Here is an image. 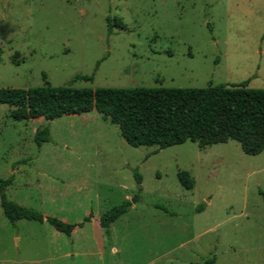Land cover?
Returning <instances> with one entry per match:
<instances>
[{
    "label": "rangeland",
    "instance_id": "1",
    "mask_svg": "<svg viewBox=\"0 0 264 264\" xmlns=\"http://www.w3.org/2000/svg\"><path fill=\"white\" fill-rule=\"evenodd\" d=\"M78 74L92 78L73 81ZM244 81L264 89V0H0V87ZM10 111L0 104L10 200L73 223L128 196L132 204L110 236L89 224L72 237L47 221L12 224L0 195V264H264V149L187 140L155 152L130 145L97 110L53 120ZM40 126L51 132L42 146Z\"/></svg>",
    "mask_w": 264,
    "mask_h": 264
},
{
    "label": "trees",
    "instance_id": "2",
    "mask_svg": "<svg viewBox=\"0 0 264 264\" xmlns=\"http://www.w3.org/2000/svg\"><path fill=\"white\" fill-rule=\"evenodd\" d=\"M99 65V64H98ZM91 75H76L73 79ZM248 81L229 86L207 88H78L72 83L52 87H0V104L11 106L16 120L46 118L97 110L120 127L122 136L132 146H155L160 149L191 140L201 146L235 140L244 150L256 155L264 149V89L247 88ZM34 139L39 146L51 140L49 126H40ZM181 171L182 184L191 189L193 181ZM137 181L142 176L136 172ZM14 176L0 179L1 204L12 224L20 219L47 221L60 232L71 236L82 227L92 212L81 222H67L10 200L7 188ZM129 199L100 215L99 223L110 236L111 225L130 206ZM214 258L204 264H214Z\"/></svg>",
    "mask_w": 264,
    "mask_h": 264
},
{
    "label": "crops",
    "instance_id": "3",
    "mask_svg": "<svg viewBox=\"0 0 264 264\" xmlns=\"http://www.w3.org/2000/svg\"><path fill=\"white\" fill-rule=\"evenodd\" d=\"M127 199H129L130 200V197L128 196L127 197ZM133 207V206H132ZM90 214V213H89ZM99 220H100V215H96L94 212H92V216H91V218L89 219V220H87V221H85V223H84V225L82 226V227H77V228H75L74 230H73V233H72V237H73V235H74V233H75V230L76 229H78V228H80V229H82L83 231L87 228V227H89L88 225L89 224H95V225H97V227L99 228V230H101V229H103L102 227H101V225H100V223H99ZM81 222V221H80ZM57 230V229H56ZM58 231V230H57ZM111 233H113V228H111ZM113 235V234H112ZM75 253L77 254L78 253V251H75ZM103 253V252H102ZM66 254L68 255V254H70V253H68V252H66Z\"/></svg>",
    "mask_w": 264,
    "mask_h": 264
}]
</instances>
